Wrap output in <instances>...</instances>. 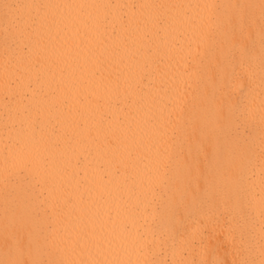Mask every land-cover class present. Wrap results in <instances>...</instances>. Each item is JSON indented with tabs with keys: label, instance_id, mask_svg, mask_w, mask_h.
I'll return each instance as SVG.
<instances>
[{
	"label": "bare ground",
	"instance_id": "obj_1",
	"mask_svg": "<svg viewBox=\"0 0 264 264\" xmlns=\"http://www.w3.org/2000/svg\"><path fill=\"white\" fill-rule=\"evenodd\" d=\"M7 2L0 260L260 264L261 0Z\"/></svg>",
	"mask_w": 264,
	"mask_h": 264
},
{
	"label": "snow or ice",
	"instance_id": "obj_2",
	"mask_svg": "<svg viewBox=\"0 0 264 264\" xmlns=\"http://www.w3.org/2000/svg\"><path fill=\"white\" fill-rule=\"evenodd\" d=\"M0 7H2L4 11V19L7 23H20L21 22V17L19 16H11L10 13L13 9H21V8H36V7H49L48 5H32V4H10L5 0L4 3L0 4ZM71 7H78L81 9L85 8H96V9H109L113 7V5L109 4H92V5H75ZM205 8H214L217 7L216 5H204ZM238 7H244V6H238ZM260 8H261V14H262V19H264V0H261L260 3ZM105 19H107V16H105ZM165 21H161V23H164ZM237 21L233 17L226 18L220 22L221 27H228L230 25L235 24ZM261 38L262 41H264V23L261 25ZM11 70V64H7L5 66V73L6 75L10 72ZM6 87H11V81L6 82ZM261 208H262V215H264V187H262V193H261ZM47 232L48 234H52L55 232V228L53 225H48L46 230H42L41 236L44 244L46 245L48 243V235L44 234V232ZM264 231V229H262ZM62 243H64L65 247L70 250L72 253H78L82 251L81 245L82 244H89L92 243V241L85 235H77L75 237H68L65 238ZM6 247L9 249V252L12 253L13 251L16 250V242L14 243H7L6 242ZM29 248H31V243L28 245ZM262 256H264V237H262ZM0 264H53V262H48V261H41L37 259H33L32 261H21L19 259H4L0 260ZM59 264H76L75 261L68 260V261H60ZM79 264H106L105 261L98 260L96 258H88V259H82L79 261ZM113 264H121V262H113ZM149 264H163V262L159 260H153L150 261ZM199 264H227V261L225 260H214V261H200ZM247 264V262H245ZM260 264H264V259L261 260Z\"/></svg>",
	"mask_w": 264,
	"mask_h": 264
}]
</instances>
